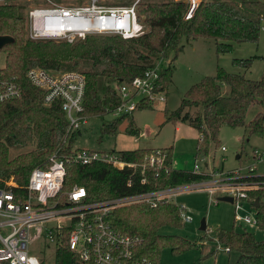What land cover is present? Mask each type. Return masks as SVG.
<instances>
[{
    "label": "trees",
    "instance_id": "1",
    "mask_svg": "<svg viewBox=\"0 0 264 264\" xmlns=\"http://www.w3.org/2000/svg\"><path fill=\"white\" fill-rule=\"evenodd\" d=\"M20 0L0 2V36L12 39L2 49L5 53L0 77L14 79L21 94L18 99L0 103V176L19 178L20 185L27 181L29 172L45 167L52 154L69 159L77 149H72L74 134L68 133L60 102L43 106L41 92L24 79L29 68H40L62 73H77L84 79L82 113L84 119L100 118L119 103L114 86L127 83L153 69L162 60L173 62L183 48L198 39L215 42L217 54H228L231 44H255L264 21V3L258 0H200L191 18L183 20L186 0H139L136 15L145 27L144 33L128 40L115 35H88L82 40H30L26 35V21L19 13ZM260 58L231 61L232 66L248 69L251 62ZM170 63L159 68V89L165 91L171 78ZM260 110L245 122L249 109ZM145 108L140 105L137 109ZM103 126L102 132L113 134L121 118ZM165 122L185 123L197 135L194 161L206 152V146L216 144L222 127H244L247 135L264 142V67L258 81L248 80L241 74L216 69L215 74L204 77L191 86L179 102L177 109L164 115ZM127 135H137L129 115L125 129ZM171 148L166 152L164 166L159 169L120 172L94 171L99 180V200L105 202L135 194L169 189L178 185L202 182L204 173L174 169L171 164ZM150 150L135 149L116 152L125 162L140 164ZM113 152V151H112ZM80 170H77L78 172ZM237 182L264 188V174L253 176L252 171L238 178ZM73 186L86 190V202L90 201V184L87 179L65 178L61 192ZM97 185L92 184V190ZM249 193V192H248ZM263 191H255L258 206L254 209L256 227L264 231ZM259 202V203H258ZM110 227L121 234L141 238L137 256L158 264L160 251L168 248L178 255L191 248L189 242L178 236L159 235L164 225L181 224L177 205L158 203L155 207L132 205L111 210L107 215ZM216 241L229 253L236 255L232 264H264V240L256 241L251 233L217 231ZM55 264H74L63 248L56 250Z\"/></svg>",
    "mask_w": 264,
    "mask_h": 264
},
{
    "label": "built area",
    "instance_id": "2",
    "mask_svg": "<svg viewBox=\"0 0 264 264\" xmlns=\"http://www.w3.org/2000/svg\"><path fill=\"white\" fill-rule=\"evenodd\" d=\"M138 1L110 5L108 3L113 0H37L24 17L26 35L30 40H65L69 43L88 35H115L123 40L137 38L145 31L136 15ZM199 1L186 0L183 20L191 18ZM258 1L264 3V0ZM159 68L157 64L142 76L114 86L119 103L110 113L129 116L140 105L153 108L164 104L165 91L159 89ZM24 79L41 92L43 106L60 102L68 133L85 124L81 116L83 76L29 68ZM20 94L19 84L14 79L0 77V103L18 99ZM223 150L221 147L220 151ZM256 155L258 160L264 157V148ZM165 158V151L150 150L138 165L125 162L116 152L77 149L69 159L56 154L49 156L45 167H36L29 172L24 185H20L17 178L0 176V264H48V261L55 264L56 250L60 248L70 254L74 264H152L136 254L142 245L141 238L114 231L107 221L108 213L132 205L155 207L158 203L170 202L182 192L195 190L200 184L175 186L105 202L99 198L92 200L91 196V202H86L87 193L81 186H73L65 192L61 189L64 179L73 177L72 173L77 170L120 172L125 168L134 171L137 167L159 170L164 166ZM191 172L200 174L195 164ZM240 177L235 178L236 182ZM229 188L230 193L242 198L243 189L257 187L237 182ZM232 205L234 220L239 225H256L254 216L237 214L241 209L237 199ZM178 209L181 224L189 223L185 210L179 206ZM30 242H36L42 248L37 255L29 254L27 244ZM215 249L220 251L218 247ZM221 249L223 253H229L227 248Z\"/></svg>",
    "mask_w": 264,
    "mask_h": 264
},
{
    "label": "rangeland",
    "instance_id": "3",
    "mask_svg": "<svg viewBox=\"0 0 264 264\" xmlns=\"http://www.w3.org/2000/svg\"><path fill=\"white\" fill-rule=\"evenodd\" d=\"M132 1L113 0L108 4L123 5ZM36 3L37 0H20L18 3L19 13L23 18L26 11ZM182 44L183 48L173 62L170 61L171 55H169L167 60H162L159 63L160 68L169 63L172 66L164 104L153 108L145 105V108L136 109L130 115L134 121V127L138 131L137 135L130 136L125 133L129 116L120 119L113 134L103 133L104 125L121 117L114 116L109 112L100 118L85 119V124L80 125L73 132L72 149L97 152L146 149L163 152L171 148L173 168L191 171L192 165H197L200 173L206 175V179L198 183L200 184L198 189L182 192L170 200V203L185 210L189 223H179L178 226L164 225L158 229L159 235L178 236L187 240L191 248L178 255L173 254L168 248H164L160 251L158 264H232L236 255L223 253L222 246L216 241V232L233 230L236 233H242L245 231L251 233L256 241H261L264 240V231L258 230L254 225H239L240 223L233 217V205L219 202L217 198L230 197L233 201L237 199L241 204V209L237 211V214L239 216H254L255 211L250 206V203L255 201V196H252V193L259 190L264 192V188L259 190H257L258 188L243 189L244 197L238 198L235 193L229 192V187L236 185L235 178L246 175L250 168L255 176L264 174V157L258 160L256 155L257 152L262 153L264 142L256 137L248 136L244 127L235 129L222 127L218 131L216 144L206 146V152L200 154L194 161L197 136L195 131L185 123L165 122L164 115L175 111L185 92L204 77L213 76L218 68L227 73H239L248 80L258 81L264 67L260 58L254 59L250 67L244 70L232 66L231 61L252 57L264 58V21L260 23V31L255 44L232 43L231 51L228 54H217L215 42L209 39H198L188 44L184 42ZM4 62L5 53L0 50V70L3 69ZM259 110L257 106L249 109L245 122L250 121ZM221 147H223V151H220ZM72 174L75 177V174L79 173ZM17 179L19 180L18 177ZM92 184H90L89 190L90 194L95 196L96 189L92 190ZM260 202L264 206V194ZM201 220L205 224L203 232L198 230ZM216 247L220 248V251L215 249ZM27 250L29 254L37 255V251L42 248L38 246V243L30 242L27 244ZM47 255L50 256V249L47 250Z\"/></svg>",
    "mask_w": 264,
    "mask_h": 264
},
{
    "label": "crops",
    "instance_id": "4",
    "mask_svg": "<svg viewBox=\"0 0 264 264\" xmlns=\"http://www.w3.org/2000/svg\"><path fill=\"white\" fill-rule=\"evenodd\" d=\"M196 139H197V136H196ZM77 173H79V174H77V175L75 174V177H77L79 179H87V180L90 181V184L95 183V185H97L95 196L90 194L92 200L97 199L99 197V180L97 181V177H95L94 171L93 170L82 169V170L78 171ZM229 254L230 253H227L226 255H229Z\"/></svg>",
    "mask_w": 264,
    "mask_h": 264
},
{
    "label": "water",
    "instance_id": "5",
    "mask_svg": "<svg viewBox=\"0 0 264 264\" xmlns=\"http://www.w3.org/2000/svg\"><path fill=\"white\" fill-rule=\"evenodd\" d=\"M12 42V39L7 37V36H0V49H2L5 45L7 44H10ZM238 158V157H237ZM217 201L219 202H226V203H229V204H232V198L230 197H219L217 198ZM258 206L257 204V201L255 200L253 202V208H256ZM198 230L203 232L205 230V224H204V221L201 220L200 223H199V227H198Z\"/></svg>",
    "mask_w": 264,
    "mask_h": 264
}]
</instances>
